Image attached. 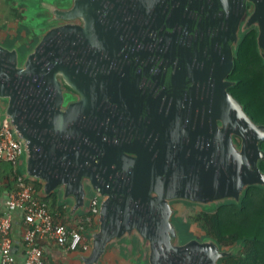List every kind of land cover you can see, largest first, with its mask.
<instances>
[{
    "label": "water",
    "instance_id": "1",
    "mask_svg": "<svg viewBox=\"0 0 264 264\" xmlns=\"http://www.w3.org/2000/svg\"><path fill=\"white\" fill-rule=\"evenodd\" d=\"M95 7V0H0V13L6 19L25 23L41 13L60 22L70 21L91 15ZM251 25L258 27L257 44L264 60V0L255 2L247 20V26ZM61 29L65 27L52 29L48 35ZM38 47L23 55L16 46L0 41V128L8 119L20 135L24 147L21 174L39 182L43 193L56 194L68 203L70 213H86L95 194L101 199L96 227L85 230L90 246L80 255L81 264H101L114 245L123 246L145 264H222L221 259L234 255L237 247L223 249L209 238L183 244L171 205L174 199L184 200L210 210L226 201L240 202L249 187H264L260 166L264 161V124L254 121L229 91L234 84L227 80L235 67L233 53L215 70L211 105L199 114L189 133L209 142L207 159L177 156L174 171L167 165L169 154L155 155L157 144L150 142L137 153L131 152L133 158L122 154V162L132 163L135 171L130 182L122 179L117 190H110L96 186L94 167L107 166L115 149L98 138L91 126L69 127L70 117L60 112V93L59 110L52 115L55 109L49 108L52 102L48 107L45 101L46 88L49 82L56 84L55 76L62 70L56 66L48 71L43 56L37 54ZM69 87L79 91L74 80ZM74 131L76 138L69 139L67 133L73 135ZM236 137L241 140L240 147ZM97 148L103 157L100 153L95 157ZM167 168L170 171L163 176Z\"/></svg>",
    "mask_w": 264,
    "mask_h": 264
},
{
    "label": "flooded vegetation",
    "instance_id": "2",
    "mask_svg": "<svg viewBox=\"0 0 264 264\" xmlns=\"http://www.w3.org/2000/svg\"><path fill=\"white\" fill-rule=\"evenodd\" d=\"M256 1L95 0L91 15L70 21L43 13L30 17L29 23L11 30L5 43L23 55L39 46L37 54L48 71L59 66L62 71L56 84L49 82L45 101L48 107L52 102L49 108L57 115L60 93V112L70 117L69 127L91 126L115 149L107 166L94 168L96 186L117 190L135 171L132 163L122 162V154L133 158L131 152L150 142L157 144L155 155L169 154L167 165L174 171L177 156L207 159L209 142L189 133L211 105L217 67L230 53L236 61L246 33H258L257 25L247 26ZM70 69L75 73H68ZM231 76L227 80L232 82ZM72 80L78 92L69 87ZM235 142L241 146L238 137ZM98 153L100 148L95 157ZM180 201L187 203L171 201L174 210ZM173 220L176 225V211ZM194 239L205 238L193 236L183 244Z\"/></svg>",
    "mask_w": 264,
    "mask_h": 264
},
{
    "label": "trees",
    "instance_id": "3",
    "mask_svg": "<svg viewBox=\"0 0 264 264\" xmlns=\"http://www.w3.org/2000/svg\"><path fill=\"white\" fill-rule=\"evenodd\" d=\"M257 35V31L246 33L240 43L231 76L234 82L231 90L253 120L264 124V60L259 53ZM260 166L264 170V161H261ZM12 174L17 180L18 174L13 166ZM25 181L36 189V198L47 204L57 221L69 227L80 224L87 229L96 227L93 220L87 222L90 213H83L73 224L72 215L59 202L56 194L43 193L39 182ZM64 217L70 218L63 221ZM192 220L201 226L205 232L204 238L215 241L220 248L237 247L234 255L220 260L222 264H264V187H249L240 202L220 203L210 210L197 213ZM176 226L182 242L193 238L189 223L176 221Z\"/></svg>",
    "mask_w": 264,
    "mask_h": 264
},
{
    "label": "built area",
    "instance_id": "4",
    "mask_svg": "<svg viewBox=\"0 0 264 264\" xmlns=\"http://www.w3.org/2000/svg\"><path fill=\"white\" fill-rule=\"evenodd\" d=\"M24 154L22 142L16 136L13 128L4 123L0 128V162L9 163L14 167L17 176V188L8 197V212L0 214V237L2 264H14L11 253L12 240V212L21 211L25 222L24 242L26 247V261L24 264H48L44 259L41 242L52 241L68 251H78L84 245L85 228L83 225L69 227L57 221L48 210L45 202L36 198L37 191L25 181L21 174L20 165ZM100 199L97 194L89 200L90 213L87 222L96 218L99 213Z\"/></svg>",
    "mask_w": 264,
    "mask_h": 264
},
{
    "label": "crops",
    "instance_id": "5",
    "mask_svg": "<svg viewBox=\"0 0 264 264\" xmlns=\"http://www.w3.org/2000/svg\"><path fill=\"white\" fill-rule=\"evenodd\" d=\"M24 21L17 19L7 18L0 13V41L5 43L8 34L11 30ZM8 44V43H6ZM21 169V168H20ZM17 187V180L14 179L12 174V165L5 162H0V214L8 212L7 201L9 194ZM58 198V197H57ZM59 202L68 209V203L62 202L58 198ZM71 214V220L73 224L81 217L83 213ZM70 218V217H68ZM63 218V221L68 219ZM75 218V219H74ZM69 220V219H68ZM62 222V221H61ZM24 217L21 211L12 212V231L11 240L12 248L11 253L14 257V264H24L26 261V247L24 242V231H25ZM84 245L78 251H68L63 247L57 245L52 241H45L41 243L44 250V259L48 264H81L79 257L85 253L90 246V238L87 234L84 237ZM1 246V237H0ZM136 256L129 255L123 246L114 245L111 246L103 257L101 264H145L139 262ZM0 264H2V253L0 251Z\"/></svg>",
    "mask_w": 264,
    "mask_h": 264
},
{
    "label": "rangeland",
    "instance_id": "6",
    "mask_svg": "<svg viewBox=\"0 0 264 264\" xmlns=\"http://www.w3.org/2000/svg\"><path fill=\"white\" fill-rule=\"evenodd\" d=\"M204 210L205 209L202 208V206L197 205V204H192L188 202L185 203L182 201L176 202L175 203L176 221H182V222L189 223L190 225L189 232L192 234V236L203 238L205 236V232L203 231V229L201 228L199 224H197L196 222L192 220V217L196 215L197 213L204 211Z\"/></svg>",
    "mask_w": 264,
    "mask_h": 264
}]
</instances>
